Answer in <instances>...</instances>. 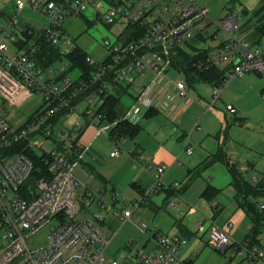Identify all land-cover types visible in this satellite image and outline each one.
Segmentation results:
<instances>
[{
  "label": "built area",
  "instance_id": "2783aa9c",
  "mask_svg": "<svg viewBox=\"0 0 264 264\" xmlns=\"http://www.w3.org/2000/svg\"><path fill=\"white\" fill-rule=\"evenodd\" d=\"M13 5L7 25L0 26V264H124L117 256L105 253L109 237L99 226L104 217L96 211L87 217L77 215L74 190L83 183L74 176L71 160L83 147L79 139L83 126L93 118H104L100 107L105 98L129 85L133 71L158 75L168 51L208 24L207 9L196 0H14ZM24 8L46 17L41 29L19 21ZM86 10L99 21L115 25V39L111 43L104 39L107 53L103 59L85 52L91 70L87 75L80 71L72 79L67 73L70 62L64 56L75 45L63 22L72 16L84 17ZM220 27L230 33L236 27L233 16L226 15ZM15 37L25 43L17 46ZM39 43L56 47L61 58L49 64L40 62ZM224 61L231 67L222 81L213 85L214 97L233 76L264 74V51L232 37L195 60L194 65L203 70ZM160 81L156 79V83ZM34 94L41 98L38 108L20 122H13L11 108ZM160 95L166 100L184 96L185 82L175 80ZM144 103L150 106L151 101L144 99ZM226 108L234 110L231 104ZM73 114L82 123L70 120ZM56 126H60L58 137ZM47 140H51L52 148L42 150ZM118 152L116 147L110 155ZM36 159L41 164L34 176ZM164 167L156 168L155 187L162 184ZM102 194L84 190L81 207L87 210L94 203L98 208L116 210L121 220L133 217L131 207L115 206L116 193L106 205ZM145 198L143 194L131 203L137 206ZM259 207L264 208V203ZM45 219L55 220V224L42 245L30 246L27 241ZM140 225L145 227L143 222ZM207 240L220 251L234 245L257 264H264V237L261 245L237 243L223 229L212 226ZM183 242L180 235H156L155 250L149 253L139 248L135 262L173 264Z\"/></svg>",
  "mask_w": 264,
  "mask_h": 264
},
{
  "label": "crops",
  "instance_id": "0c3cea01",
  "mask_svg": "<svg viewBox=\"0 0 264 264\" xmlns=\"http://www.w3.org/2000/svg\"><path fill=\"white\" fill-rule=\"evenodd\" d=\"M196 2L207 9L208 24L165 55L158 75L133 71L132 82L120 88L114 117L104 115L85 124L79 137L83 147L71 160V170L81 178L84 190L103 192L108 188L118 195L117 207L132 205L146 194L133 206L131 219L121 220L116 210L106 206V216L99 222L109 237L106 255H122L130 264H136L135 254H123L121 247L129 251L133 243L140 242V248L151 253L156 235L184 239L173 264H223L220 253L224 251H234L244 264H257L234 245L216 252L207 233L217 226L235 242H248L252 207L264 203L256 188L258 183L264 184V74L233 76L214 97L217 73H226L230 62L200 70L194 61L231 37L264 51V0ZM228 14L236 27L229 33L219 24L221 35L212 24ZM23 24L36 30L43 26L26 20ZM175 80L185 82V95L174 100L161 97ZM144 99L151 101L150 106ZM227 104L234 110H228ZM120 121L128 129L118 128ZM116 147L119 152L110 155ZM159 165L165 166L160 174L162 184L155 187ZM174 182L178 184L172 186ZM260 228L259 241L264 237V219ZM114 240L118 245L109 255Z\"/></svg>",
  "mask_w": 264,
  "mask_h": 264
},
{
  "label": "rangeland",
  "instance_id": "374dc122",
  "mask_svg": "<svg viewBox=\"0 0 264 264\" xmlns=\"http://www.w3.org/2000/svg\"><path fill=\"white\" fill-rule=\"evenodd\" d=\"M14 0H0V26L5 27L7 25V20H8V13L14 11V5H13ZM28 21V22H34L39 25H44L47 21L46 17L37 12L33 11L30 8H24L20 13H19V21ZM221 20L219 21H214L212 24L213 30H216L219 32L221 35L223 32L219 30V24ZM63 27L66 30V32L73 38L74 40V45L75 47H79L85 52H87L89 55H91L95 59H103L107 53L106 45L104 43V39L107 38L109 42H113L114 38V33L115 30L117 29L115 25H107L103 23L102 21H99L98 19L94 18L93 15L91 14L90 10H86L83 16H72L68 17L66 20L63 22ZM18 38V37H17ZM15 37L13 42L17 43V46H22L25 42L23 40H19ZM18 40V41H17ZM38 43V41H37ZM40 44V43H39ZM71 47V45H70ZM65 60L62 61V64H65ZM67 68V66H66ZM69 77L72 79H76L79 74L80 70L78 68H71L67 71ZM190 90H194L193 88H189ZM40 96L37 94L30 95L28 96L25 100L22 101V103L16 107L11 108V120L13 122H20L23 118L27 117L31 112L36 110L40 104ZM73 120L74 122L79 121L82 123L81 118L76 116L75 114L72 115L70 120ZM94 123L96 121H93ZM70 124V123H68ZM72 125V124H71ZM70 126V125H68ZM60 129V126H56L54 129L55 136L58 137V131ZM52 148V142L51 140H47L43 143L42 145V150H50ZM75 176V175H74ZM80 181L81 178H80ZM82 183V182H81ZM99 186L101 183L99 182ZM83 191L84 188L81 184L75 186L74 190V200L77 203L79 207V213L77 215L80 216H86L89 215L91 216V212L96 211L102 216L105 215L104 209L103 208H98L94 203L90 205V207L86 210L82 205V200H83ZM103 203L106 205L107 203L112 201V192H109V189L106 188V190L103 191ZM122 198V196H121ZM129 207L133 208V205L129 204ZM106 216V215H105ZM108 219V217H106ZM144 221H147L146 217H142ZM106 221V220H105ZM55 224V220L52 219H45L43 222H41L35 229L34 233L30 236L29 240L27 243L30 246H35V245H42L45 242V237L48 231L51 229V227ZM125 226H128V223L125 224ZM126 227H124L122 230H124ZM138 230V229H137ZM148 234L142 233V236L147 237ZM139 237H141V234H138ZM116 240V239H115ZM113 241L109 244L107 254L111 255L112 249L118 245L116 241ZM141 247L140 242L136 243L131 247L129 251L124 250L121 247V250L123 254H129L134 255L136 250ZM213 248L216 252H221L219 251L216 247H211ZM124 251V252H123ZM220 253V259L224 262L223 264H244L242 257L237 255L234 251H230L227 253V251H224ZM118 258L124 263V264H130L128 261L123 260V256L119 255Z\"/></svg>",
  "mask_w": 264,
  "mask_h": 264
},
{
  "label": "trees",
  "instance_id": "16d2710c",
  "mask_svg": "<svg viewBox=\"0 0 264 264\" xmlns=\"http://www.w3.org/2000/svg\"><path fill=\"white\" fill-rule=\"evenodd\" d=\"M171 52V51H168ZM38 59L43 64H49L58 61L61 56L57 51V48L51 46L49 44L41 43L38 49L37 54ZM71 65V68H78L83 75H87L90 72V66L85 61V51L79 47H75L71 52L67 53L64 56ZM195 59V58H194ZM225 73L221 71L217 73L216 84L221 82L224 78ZM121 90H117L116 93H110L104 100L103 104L100 107V112L105 115V117L113 118L114 117V110L113 105L118 99L119 93ZM118 128L128 129L126 122L120 121L117 125ZM41 164L39 160L36 159L35 161V169H33V175H38L40 172V168L38 169L36 166ZM41 166V165H40ZM235 172V170H233ZM259 195L264 197V184L263 182L258 183V187L256 186ZM252 206V205H251ZM250 219L252 221V226L250 228V232L248 234L247 240L251 244L261 245V241H259L258 234L261 232L260 223L261 220L264 219V208H260L259 205L257 208L252 207V211L250 213Z\"/></svg>",
  "mask_w": 264,
  "mask_h": 264
}]
</instances>
